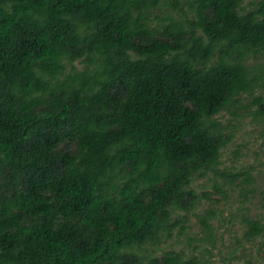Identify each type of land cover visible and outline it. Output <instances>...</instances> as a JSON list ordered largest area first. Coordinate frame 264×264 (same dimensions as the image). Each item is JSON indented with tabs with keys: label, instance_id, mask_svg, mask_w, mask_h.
<instances>
[{
	"label": "trees",
	"instance_id": "trees-1",
	"mask_svg": "<svg viewBox=\"0 0 264 264\" xmlns=\"http://www.w3.org/2000/svg\"><path fill=\"white\" fill-rule=\"evenodd\" d=\"M262 53L264 0H0V264H194L136 250L187 232L195 177L255 192L214 118L248 94L264 123Z\"/></svg>",
	"mask_w": 264,
	"mask_h": 264
},
{
	"label": "rangeland",
	"instance_id": "rangeland-1",
	"mask_svg": "<svg viewBox=\"0 0 264 264\" xmlns=\"http://www.w3.org/2000/svg\"><path fill=\"white\" fill-rule=\"evenodd\" d=\"M245 4H248V1H245ZM171 14L177 16L170 8L162 7L154 12V23L162 25L161 21ZM249 64L255 66V73L262 75L264 53L257 57L251 56ZM74 65L79 69H83L84 66L81 61ZM257 89L256 95L264 94V88ZM252 101V97L245 94L241 97L240 104L222 111L214 119L223 133L232 137L222 150L220 168L229 173L252 174L254 179L252 188L255 192L246 193L244 186H237L239 181L230 184L229 179L225 182L212 174L195 177L192 187L200 196L209 194L210 200L201 198V203L194 212L180 213L181 217L188 219L187 232L179 235L180 228H176L172 237L163 241L159 247L147 245L138 248L136 253L162 257L166 252H183L184 260H192L194 264H264V235L252 241L243 237L246 231L244 217L261 220L264 223V123L261 119H254L250 114V110H256ZM216 183L222 185V193L215 189ZM206 209H212L216 214L211 220L216 236L215 247L192 241L202 234V227L195 214H202Z\"/></svg>",
	"mask_w": 264,
	"mask_h": 264
}]
</instances>
